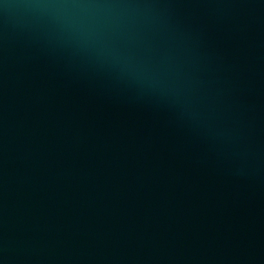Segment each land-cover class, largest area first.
<instances>
[{"label": "water", "instance_id": "1", "mask_svg": "<svg viewBox=\"0 0 264 264\" xmlns=\"http://www.w3.org/2000/svg\"><path fill=\"white\" fill-rule=\"evenodd\" d=\"M0 264H264V0H0Z\"/></svg>", "mask_w": 264, "mask_h": 264}]
</instances>
